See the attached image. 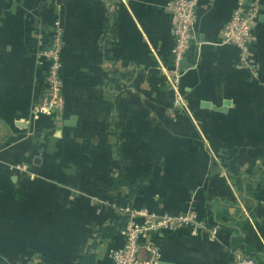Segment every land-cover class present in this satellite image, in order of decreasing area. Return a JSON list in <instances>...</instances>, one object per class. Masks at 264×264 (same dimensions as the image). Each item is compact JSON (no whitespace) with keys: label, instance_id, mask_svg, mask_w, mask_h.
<instances>
[{"label":"crops","instance_id":"0c3cea01","mask_svg":"<svg viewBox=\"0 0 264 264\" xmlns=\"http://www.w3.org/2000/svg\"><path fill=\"white\" fill-rule=\"evenodd\" d=\"M168 1L0 0V259L113 264L125 240L121 209L147 205L193 207L207 225L154 234L155 264H235L246 254L231 245L240 226L264 264V0L255 71L223 42L240 0H199L180 82L190 112L171 110ZM57 22L66 42L58 125L31 114ZM138 258L152 253L141 248Z\"/></svg>","mask_w":264,"mask_h":264},{"label":"built area","instance_id":"2783aa9c","mask_svg":"<svg viewBox=\"0 0 264 264\" xmlns=\"http://www.w3.org/2000/svg\"><path fill=\"white\" fill-rule=\"evenodd\" d=\"M199 0H169L166 4L173 18L174 65L166 72L170 88L175 93L171 110L188 111V103L181 91V78L186 72L183 63L196 37ZM261 0H240L232 11L223 30V42L237 47L238 64L256 70L255 66V26L260 12ZM64 29L58 23L51 38L43 43L41 55L46 62L43 90L34 103L31 114H47L53 117L55 124L62 123L66 107L65 84L63 80V50L65 47ZM126 217L123 234L124 244L111 251L113 264H155L161 251L152 236L162 230H180L191 228L194 233L206 229V221L193 207L184 212L174 213L158 211L147 205L127 206L121 209ZM217 227L210 229L213 235ZM147 248L152 253L150 260H140L138 252ZM235 264H260L255 257L237 253Z\"/></svg>","mask_w":264,"mask_h":264},{"label":"trees","instance_id":"16d2710c","mask_svg":"<svg viewBox=\"0 0 264 264\" xmlns=\"http://www.w3.org/2000/svg\"><path fill=\"white\" fill-rule=\"evenodd\" d=\"M260 181H261V184L264 185V175L260 178ZM122 220H124V222H125L126 217H123ZM246 227H247V225L244 226V229H246ZM239 231L240 232L242 231L241 226L238 229H236V228L232 229V231H231V233H232L231 245L233 246V248H241L246 253L245 255L255 257L257 259V261L260 263V261L257 257L258 254L260 253V251L257 248L256 244L253 242H248L245 239H243L242 236L240 234H238ZM0 264H9V263L0 259ZM80 264H82V263H80Z\"/></svg>","mask_w":264,"mask_h":264},{"label":"rangeland","instance_id":"374dc122","mask_svg":"<svg viewBox=\"0 0 264 264\" xmlns=\"http://www.w3.org/2000/svg\"><path fill=\"white\" fill-rule=\"evenodd\" d=\"M58 23L60 24V22H57V24H56V27H57ZM60 26L62 27V25H61V24H60ZM56 27H55V29H56ZM62 28H63V27H62ZM55 29H54V30H55ZM54 30H53V31H54Z\"/></svg>","mask_w":264,"mask_h":264}]
</instances>
